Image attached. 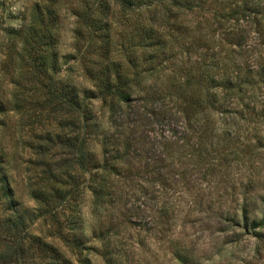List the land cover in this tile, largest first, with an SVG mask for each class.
<instances>
[{
	"label": "rangeland",
	"instance_id": "374dc122",
	"mask_svg": "<svg viewBox=\"0 0 264 264\" xmlns=\"http://www.w3.org/2000/svg\"><path fill=\"white\" fill-rule=\"evenodd\" d=\"M37 1L7 0L12 13L0 16V224L22 219L67 264H264V26L251 22L254 1L182 0L153 21L165 3L55 0L57 20H44L49 67L34 74L28 54L10 62L6 32L32 24ZM151 26L166 44L155 59L143 42ZM112 62L133 91L124 103L108 95ZM229 81L241 91L222 103ZM60 85L88 98L83 168L64 143L80 123L48 97Z\"/></svg>",
	"mask_w": 264,
	"mask_h": 264
},
{
	"label": "trees",
	"instance_id": "16d2710c",
	"mask_svg": "<svg viewBox=\"0 0 264 264\" xmlns=\"http://www.w3.org/2000/svg\"><path fill=\"white\" fill-rule=\"evenodd\" d=\"M137 0H115L121 4L124 9L132 10L134 9L135 2ZM143 3H146L148 6H155L165 3L167 6L163 8L155 9L153 14L154 20L161 19L165 21V18L169 17L171 13V6H180L182 0H143ZM187 7L190 8L189 3L191 1L185 0ZM253 7H250V12L253 14V19L251 22H254L256 27L264 26V0H253ZM55 0H40L37 1L32 7L31 20L30 24L26 29H8L7 44L9 45V53L6 55L10 62H18L20 59H23L25 55L28 54V60L32 66V73L37 74L45 71L49 66L46 61V41L48 38L47 34L51 35V29L44 26V20L54 21L57 20V12L54 8ZM101 4V3H100ZM244 9V8H243ZM247 9V7L245 8ZM12 13L11 6L7 3V0H0V16L3 18V22L6 17H10ZM167 20V19H166ZM155 23V22H154ZM163 24H160V27ZM144 46H154L153 52L151 53V58L155 59L162 56L164 51L165 42L161 41L157 32L154 30L153 26L147 28L144 32ZM154 35V36H152ZM157 37V40H155ZM21 44L16 51L12 49ZM18 47V46H17ZM162 48V51H158ZM14 54V55H13ZM163 61H166V57ZM15 67V63H12ZM52 65V64H51ZM53 66V65H52ZM115 69V80L112 78V74H106L107 76V91L108 95L117 99L118 102L124 103L130 96L133 94L131 86L128 85L122 78V71L119 65H115L114 62L111 63V67H106V71ZM113 71V70H112ZM114 82V84H113ZM233 82L229 81L228 91L223 96V101L228 102L230 98L235 97L237 93L241 91V84H232ZM151 95L153 92L151 89L147 90ZM49 100L58 104L60 107V113L70 114L74 113L78 119L80 125L76 127L78 129L77 133L74 136H69L66 138L64 143L76 149L78 153L77 163L80 167H84L86 161L85 154V135L83 134L85 128H88V125H85V121L90 119L88 116L90 114V107L87 104V97H81L80 93L69 88H63L60 85V94L58 92H51L49 94ZM216 99V95L212 96ZM224 105V104H221ZM219 105L221 112L226 113L227 108H223ZM227 107V106H226ZM244 108H249V104L243 105ZM264 110V109H263ZM153 113V112H152ZM264 113V111H263ZM222 115V113H221ZM216 121V120H215ZM176 123H169V132L173 131ZM185 123H181V128H186ZM172 134V133H171ZM173 135V134H172ZM176 138V136H174ZM1 189L4 191L3 195L8 197L9 190L4 187V180L0 179ZM30 251H37L38 258L37 262L34 264H67V261L62 257L60 252L49 243L40 240L34 236H31L25 228V222L19 218L9 217L5 222L0 224V264H27L26 258L29 256Z\"/></svg>",
	"mask_w": 264,
	"mask_h": 264
}]
</instances>
